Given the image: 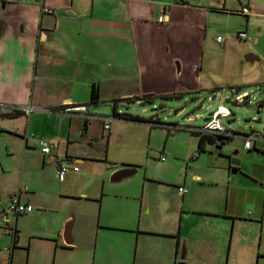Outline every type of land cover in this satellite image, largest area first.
Segmentation results:
<instances>
[{"label": "crops", "instance_id": "0c3cea01", "mask_svg": "<svg viewBox=\"0 0 264 264\" xmlns=\"http://www.w3.org/2000/svg\"><path fill=\"white\" fill-rule=\"evenodd\" d=\"M45 2L53 15L42 12L36 0H0V264H116L110 259L114 256L125 264L131 259L133 264H150L149 259L187 264L198 258L215 264L230 226V264H264V223L257 252L254 243L238 247L233 237L237 227L253 226L255 216H264V208L248 206L252 180L264 182V134L224 125L228 139L242 136L247 157L240 160L222 150L228 139L206 141L199 150L198 136L189 128L195 125L149 118L165 126L167 134H189L185 150L167 149L173 154L168 166L185 163L179 180L172 182L177 189L168 193L169 179L130 178L138 162L129 157L143 149L142 134L122 129L119 120L125 118L113 111L102 114L89 103L95 85L99 101L94 105L111 102L116 109L118 99L145 94L175 99L187 92L195 97L204 90L217 105L235 104L229 102L235 93H246L248 99L235 105L249 104V92L240 90L244 82L225 77L230 89L225 95L210 71L221 72L229 52L243 77L260 68L245 67L243 54L247 62L264 63V0ZM161 14L166 19L158 20ZM240 30L251 38L239 37ZM80 103L89 105L87 118L62 110ZM11 105L32 108L14 113ZM249 134L259 137L247 148ZM39 138L50 144L49 154L40 151ZM62 165L69 168L59 180ZM126 168L136 170L121 176ZM219 178L224 193L213 189ZM148 182L155 185L149 189ZM13 196L32 209L8 212Z\"/></svg>", "mask_w": 264, "mask_h": 264}, {"label": "rangeland", "instance_id": "374dc122", "mask_svg": "<svg viewBox=\"0 0 264 264\" xmlns=\"http://www.w3.org/2000/svg\"><path fill=\"white\" fill-rule=\"evenodd\" d=\"M238 41V39H237ZM238 43V42H237ZM234 54V50L230 49ZM242 58L240 59L241 63L249 66V69H253L250 65H256L260 68H255V72L249 73L245 77L240 73V66L238 65V61L233 57L232 53H227L223 67L221 72L210 71V75L214 76L216 79L221 80L223 87L221 89L222 93L225 95H229L230 89L228 87L229 83L225 80V77H233L230 83H242L244 82V86L240 87V90H247L250 94L249 98L251 102L246 105H235L229 104V107L232 108L233 113L229 116L230 120L227 121L225 118L222 119V124L226 127L231 128L232 130H237V132H260L264 134V102L259 106V103L264 100V63L262 62H254V61H246ZM228 74V75H227ZM252 83H247L251 82ZM262 81V82H261ZM209 92L203 91L200 95H196L195 97H191L190 92L184 93L183 96L175 99H165L160 96H154L152 101H138L135 98L132 99H118L117 102V111L123 113H128L131 115H136L142 117L145 120H131V119H120L123 124L122 129L131 132L132 134H142V140L144 143L143 149L141 151L133 152L130 154V159H136L138 163H135L138 166L137 171L130 176L132 181H141V177L148 178H166L171 181H167L165 179H157L160 182H171V185L164 186L166 192L173 193L174 189L177 187H173L172 183L176 182L174 180H179L183 172L185 171V163L183 160H180V163L175 164L174 166H168V160L173 158V154L170 153L167 149L169 146H172L175 150L181 149L185 150L187 143L189 141V134L187 132L181 131H170L167 134V129L165 126L151 124L148 119L159 117L160 121L163 122H176L180 125H195L200 126L204 123V117L209 111H212L216 108L217 100L216 98L210 99ZM100 107L102 110V114L112 115V103L109 102L108 105L95 106ZM91 106V104H90ZM191 118V119H190ZM115 118H112L114 120ZM152 126V127H151ZM150 127L152 131L149 132ZM240 130V131H239ZM243 142L242 136L239 134H233V137L229 138L222 145V150L228 153L230 156H234L235 158H245L246 150L241 148V143ZM164 148V151H161ZM213 149H216V147ZM143 150V151H142ZM213 151V150H212ZM164 152L165 159H162L161 153ZM215 152V151H214ZM217 152V151H216ZM202 153V152H201ZM217 155V153H216ZM161 156V157H160ZM161 158V159H160ZM213 164V158H206V160ZM181 163H183L181 168ZM137 168V167H136ZM214 171H217V168H214ZM261 178V177H260ZM173 180V181H172ZM219 184H214L213 189L215 191H220L224 193L222 178L217 180ZM261 179H253L252 184L254 186L253 199L251 203L248 205L249 208L262 210L264 208V192L262 189ZM149 189L152 185H155L154 182H148ZM160 185V184H157ZM240 196L243 194L241 190ZM147 195L146 191H143L142 198V206L144 204V196ZM255 222L253 226L248 225L249 227H237V231L233 232V237L236 239L234 242L236 244L238 240V247L241 246L242 243L245 244V248H247L248 244L254 243V251L257 252V248L259 247V239L260 234L258 233L260 224L264 223V216L262 219L258 216H255ZM256 226V227H254ZM232 227H229L227 232V236L225 235V244L223 247L224 253L221 258L215 264H230V260L228 261V250L229 245L232 246L231 237ZM232 237V238H233ZM264 242V238L262 240ZM120 249V247H117ZM122 250V249H121ZM118 251L119 252L121 251ZM251 250V247H250ZM111 261H114L116 264H125L122 259H118L117 256L111 257ZM256 259V257H255ZM150 264H154L152 260L149 259ZM185 262V261H184ZM108 263V260L106 261ZM130 264H133L132 259ZM187 264H203L201 258L195 259L193 261L187 262Z\"/></svg>", "mask_w": 264, "mask_h": 264}, {"label": "built area", "instance_id": "2783aa9c", "mask_svg": "<svg viewBox=\"0 0 264 264\" xmlns=\"http://www.w3.org/2000/svg\"><path fill=\"white\" fill-rule=\"evenodd\" d=\"M5 1V0H2ZM40 4L41 11L48 14H54V9L49 6L45 0H36ZM166 19L165 14H161L158 17V20L162 21ZM238 36L242 38H251L247 36L246 32L243 30H240L238 32ZM217 40L221 39V36L216 37ZM234 91V89H232ZM247 99L246 93H235L234 98L231 100L229 99V102L235 103V104H243ZM24 109L26 111H29L32 107H19L17 105H11V111L18 110V109ZM64 111H75L81 113L85 118L89 116V105L85 103L80 104H71L67 105L62 108ZM232 114L231 109L226 104H218L214 110L211 111V114L209 115V118L204 120L203 125L200 126H190L191 131H195L202 134H211L214 136L221 135V136H228L230 135V131L222 124V119L225 117H229ZM109 123L108 119L104 122V127L108 128ZM259 137L257 134H249L244 139V146L249 148L253 145L254 139ZM37 145L40 148V151L46 155L50 153V144L45 139H37ZM163 158V157H162ZM72 169L76 170L77 166H70ZM69 167L67 166H59L56 172V176L59 180H62L64 177L65 172L67 171ZM264 187V182L262 183ZM178 189L180 191H184L185 188L182 185L178 186ZM32 209V206L28 203L22 202L18 196H13L10 198V202L8 203L7 210L8 212L14 213V214H22L25 212H28Z\"/></svg>", "mask_w": 264, "mask_h": 264}, {"label": "trees", "instance_id": "16d2710c", "mask_svg": "<svg viewBox=\"0 0 264 264\" xmlns=\"http://www.w3.org/2000/svg\"><path fill=\"white\" fill-rule=\"evenodd\" d=\"M154 95L152 94H145L142 96H135L134 98H140L141 102L142 101H152L153 100ZM123 99H130V98H123ZM99 101V93H98V88L95 85L91 86L90 89V99H89V103L90 104H94L97 103ZM116 104H112V111L113 114L116 116H120L123 117L125 119H131V120H142V117L136 116V115H131L128 113H119L118 111H116ZM19 110H14V113H18ZM145 120V119H143ZM195 135L198 136V149L199 150H203V145L206 141H215L216 137L214 135L211 134H202V133H198L193 131Z\"/></svg>", "mask_w": 264, "mask_h": 264}, {"label": "water", "instance_id": "95a60500", "mask_svg": "<svg viewBox=\"0 0 264 264\" xmlns=\"http://www.w3.org/2000/svg\"><path fill=\"white\" fill-rule=\"evenodd\" d=\"M210 114H211V111H209L206 114V116L204 117V120L208 119ZM215 137H216L217 140H222V139L227 140L228 139V136L217 135ZM62 160H65V159H62ZM123 170L124 171H121V173H120L121 176H125V175L131 174L134 170H136V168H126V169H123ZM118 174H119V172L116 175H118ZM120 174H119V176H120ZM114 177H116V176H114ZM114 179H118V177L117 178H114Z\"/></svg>", "mask_w": 264, "mask_h": 264}]
</instances>
